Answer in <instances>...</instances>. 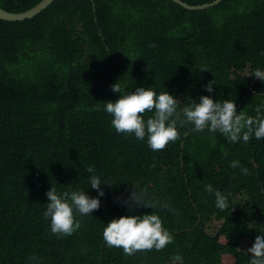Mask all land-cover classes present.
<instances>
[{
  "label": "trees",
  "instance_id": "obj_1",
  "mask_svg": "<svg viewBox=\"0 0 264 264\" xmlns=\"http://www.w3.org/2000/svg\"><path fill=\"white\" fill-rule=\"evenodd\" d=\"M42 1L0 6L19 13ZM257 69L264 70V0H223L203 11L172 0H55L34 17L0 19V264H29L33 254L40 264H171L177 253L183 264H248L240 243L254 241L259 233L249 223L264 219V141L233 145L178 121L177 140L153 151L116 133L98 106L118 97L110 85L126 73L129 86L173 94L178 110L209 95L204 85L214 79L213 99H234L252 116L264 101V84L250 91ZM233 161L248 175L230 169ZM88 165L115 185H101L99 209L58 237L42 216L45 193L52 185L95 196ZM130 182L176 211L129 209L121 201ZM206 184L227 196L224 211ZM151 211L172 243L133 255L105 246L102 228L111 218Z\"/></svg>",
  "mask_w": 264,
  "mask_h": 264
},
{
  "label": "clouds",
  "instance_id": "obj_2",
  "mask_svg": "<svg viewBox=\"0 0 264 264\" xmlns=\"http://www.w3.org/2000/svg\"><path fill=\"white\" fill-rule=\"evenodd\" d=\"M125 74L110 85L111 91L118 93V97L115 100H103V105L98 107L110 117V126L116 133L143 140L153 151L161 150L177 140L180 135L178 121L190 125L192 131L205 133L210 138L218 133L233 145H247L250 140L264 141V101L252 109V116L237 111L234 99H213L211 94L216 85L213 79L204 85L209 95L190 98L178 110L179 100L173 94L168 91L157 92L150 86H129ZM250 77L264 84V70H254ZM259 96H264V91ZM146 111L153 114L145 118ZM229 167L232 170L238 169L241 176L248 175L247 170L236 161L231 162ZM86 172L89 174L88 187L96 190L95 196H90L85 189L80 188L58 191L52 185L45 193L48 202L44 204L42 216L48 221L51 233L58 237L72 235L81 228L80 218L92 216L93 210L99 209L100 198L105 195L101 185H115L109 180H102L91 165L87 166ZM128 184L131 187L126 189L127 195L121 203L129 209L162 207L176 211L167 202L159 205L155 198L150 197L147 187L137 182ZM204 187L206 192L214 196V206L224 211L227 196L211 184ZM218 224L221 225L220 222ZM249 227L255 228L259 234L245 251L248 264H264V227L255 223H249ZM101 235L106 247L121 248L126 255L143 250L159 251L173 242V233L163 225L161 216L155 211L113 217L104 224ZM28 260L29 264H40V258L35 254L29 256ZM183 260V256L177 253L171 257V264H183Z\"/></svg>",
  "mask_w": 264,
  "mask_h": 264
},
{
  "label": "water",
  "instance_id": "obj_3",
  "mask_svg": "<svg viewBox=\"0 0 264 264\" xmlns=\"http://www.w3.org/2000/svg\"><path fill=\"white\" fill-rule=\"evenodd\" d=\"M55 0H43L42 2L38 3L34 7L23 11V12H11L3 9L0 6V19L6 20V21H20L24 20L26 18L34 17L37 14H40L42 11H44L46 8H48ZM177 4L183 6L187 10L190 11H198V10H207L209 8L218 6L223 0H215L210 3L202 4V5H190L189 3L183 1V0H173ZM257 80H254L251 85V90H253L254 83H256Z\"/></svg>",
  "mask_w": 264,
  "mask_h": 264
},
{
  "label": "rangeland",
  "instance_id": "obj_4",
  "mask_svg": "<svg viewBox=\"0 0 264 264\" xmlns=\"http://www.w3.org/2000/svg\"><path fill=\"white\" fill-rule=\"evenodd\" d=\"M257 226L259 227H264V220L262 221H258V222H254ZM212 229H217L219 227V224L218 222H213L211 225ZM254 241H252L251 239L249 238H245L241 241L240 243V249H242L243 251H246V249L251 246V244L253 243Z\"/></svg>",
  "mask_w": 264,
  "mask_h": 264
}]
</instances>
